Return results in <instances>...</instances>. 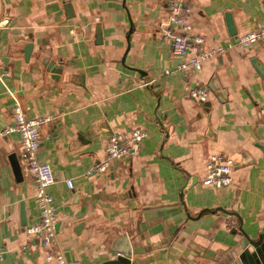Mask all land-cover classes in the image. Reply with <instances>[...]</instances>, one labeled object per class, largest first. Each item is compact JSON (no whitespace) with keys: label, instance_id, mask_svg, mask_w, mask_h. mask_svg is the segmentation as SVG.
I'll return each instance as SVG.
<instances>
[{"label":"crops","instance_id":"0c3cea01","mask_svg":"<svg viewBox=\"0 0 264 264\" xmlns=\"http://www.w3.org/2000/svg\"><path fill=\"white\" fill-rule=\"evenodd\" d=\"M186 1L201 50L221 49L199 69L179 68L186 58L162 36L169 0H0V264H54L45 252L103 264L120 249L128 264H235L244 236L264 234V78L252 63L264 74V38L228 46L264 24V0ZM42 58L61 66L54 85ZM195 84L206 101L188 97ZM15 107L48 117L36 154L55 179L47 249L25 235L38 219L34 180L18 134L2 133ZM133 128L148 133L135 156L85 174L112 132ZM210 153L232 159L230 185L201 184Z\"/></svg>","mask_w":264,"mask_h":264},{"label":"built area","instance_id":"2783aa9c","mask_svg":"<svg viewBox=\"0 0 264 264\" xmlns=\"http://www.w3.org/2000/svg\"><path fill=\"white\" fill-rule=\"evenodd\" d=\"M191 6L186 0H169L168 13L165 26L161 28L162 36L169 41L172 53L181 58H186L179 68L191 67L199 69L201 62L210 56L216 55L221 49L201 50L203 38L191 36L188 14ZM264 38V24L252 27L240 35L234 43L228 46L245 48ZM198 53L188 57L191 50ZM6 73H2L5 75ZM189 98L194 101H206L209 95L207 87L195 84L186 88ZM12 124L3 129L2 133H16L21 145V156L29 173L34 180V199L38 207L36 223L25 228V235L34 238L44 249L49 248L53 241L56 222L55 206L48 188L54 183V174L49 164L37 159L39 148V130L48 121V117H29L20 107L11 110ZM148 133L141 128L129 131L112 132L104 147L105 158L88 168L86 175L105 173L111 161L128 159L135 156ZM233 161L222 153H210L205 159L204 175L201 184L210 188H221L230 185L232 181ZM71 188V180L65 181ZM3 249L0 247V258ZM44 259L54 264H68L61 253L45 252Z\"/></svg>","mask_w":264,"mask_h":264},{"label":"water","instance_id":"95a60500","mask_svg":"<svg viewBox=\"0 0 264 264\" xmlns=\"http://www.w3.org/2000/svg\"><path fill=\"white\" fill-rule=\"evenodd\" d=\"M224 17H225V22H226L229 35H234L235 28H234L230 13L225 12ZM96 31H97V37H99L98 28H96ZM31 50H32V44L30 43L25 44L21 50L22 57L24 59H28V57L30 56ZM34 55L35 57H39L38 54H34ZM41 60L46 65L47 70L50 71V73L46 75L47 84L49 85L56 84L59 79V74L61 73V66H59L58 64L55 66L54 62H52L51 60L47 58H42ZM252 63L254 67L256 68V70L258 71V73L261 75V77L264 78V74L262 70L260 69V66L257 65L255 60H252ZM209 87L211 91L220 99V96L217 90H215V88L212 85H210ZM244 239L246 241V247H244L242 251L238 254L234 263L235 264H264V234L259 235L257 240H252L248 238L247 236H244ZM119 251L121 253V256L118 255L115 259L104 262L103 264H128L129 251L123 250V249H120Z\"/></svg>","mask_w":264,"mask_h":264}]
</instances>
